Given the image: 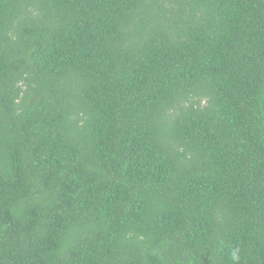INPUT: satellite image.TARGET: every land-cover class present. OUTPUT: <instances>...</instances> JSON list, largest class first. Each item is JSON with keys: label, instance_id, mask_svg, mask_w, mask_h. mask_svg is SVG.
Returning a JSON list of instances; mask_svg holds the SVG:
<instances>
[{"label": "trees", "instance_id": "16d2710c", "mask_svg": "<svg viewBox=\"0 0 264 264\" xmlns=\"http://www.w3.org/2000/svg\"><path fill=\"white\" fill-rule=\"evenodd\" d=\"M0 264H264V0H0Z\"/></svg>", "mask_w": 264, "mask_h": 264}]
</instances>
